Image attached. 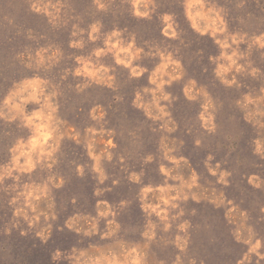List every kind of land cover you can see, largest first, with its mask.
I'll list each match as a JSON object with an SVG mask.
<instances>
[{
    "label": "rangeland",
    "instance_id": "obj_1",
    "mask_svg": "<svg viewBox=\"0 0 264 264\" xmlns=\"http://www.w3.org/2000/svg\"><path fill=\"white\" fill-rule=\"evenodd\" d=\"M0 264H264V0H0Z\"/></svg>",
    "mask_w": 264,
    "mask_h": 264
}]
</instances>
